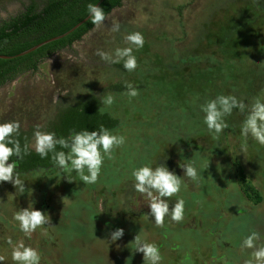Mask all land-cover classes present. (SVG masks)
<instances>
[{"label": "rangeland", "instance_id": "374dc122", "mask_svg": "<svg viewBox=\"0 0 264 264\" xmlns=\"http://www.w3.org/2000/svg\"><path fill=\"white\" fill-rule=\"evenodd\" d=\"M253 1L123 0L100 28L46 59L37 72L0 88V123L19 121L21 130L35 125L44 129L60 105H69L79 93H92L101 96L103 111L115 118L123 116L117 118L120 125L113 134L125 137L112 158H105L95 184L57 171L19 174L24 193L19 186L0 183V255L9 258L5 264H11L9 237L36 248L41 264H144L143 254L133 247L136 235L160 246L161 264H245L252 250L242 249V240L255 231L264 243V146L249 136L247 151L241 153L243 117L233 110L232 116L224 117L229 127L217 136L204 125L200 106L218 95L231 94L245 102L264 99L263 14L252 30L255 42L230 50V57L240 61H223L220 68L207 66L193 72L192 68L205 65H181L165 71L166 76L155 74L175 59L212 54L209 38L216 40L225 20ZM27 3L0 0V21L16 15ZM254 13L260 16L251 10L243 19ZM114 21L120 24L119 33L111 32ZM132 31L141 32L145 40L134 53V72L95 55L98 49L127 46L123 36ZM218 53L215 50V60L220 61ZM145 72L152 81L141 82L138 95L130 98L125 83L137 86ZM115 85L123 89L111 88ZM107 96L114 97L112 105L106 103ZM162 163L179 176L183 171L178 165L192 163L199 179L183 178L178 197L185 201L184 219L166 220L157 227L145 215L147 200L132 191L131 171ZM238 170L257 190L258 203L244 197L235 176ZM34 201L37 209L48 211L50 223L25 238L13 214ZM118 227L124 229V236L113 243L111 234Z\"/></svg>", "mask_w": 264, "mask_h": 264}, {"label": "clouds", "instance_id": "9594fccd", "mask_svg": "<svg viewBox=\"0 0 264 264\" xmlns=\"http://www.w3.org/2000/svg\"><path fill=\"white\" fill-rule=\"evenodd\" d=\"M89 22L94 29H98L106 20L104 9L97 4L87 6ZM112 33L120 32V24L113 23ZM123 39L127 46L116 47L111 51L98 49L95 55L102 61L111 65H121L125 71L132 73L137 69V57L134 54L143 48L145 40L141 32L132 31L124 34ZM127 95L132 98L138 95V87L131 82H126ZM106 103H114L113 96L106 97ZM236 110L243 118L239 127V136L244 143H240L239 151H247L249 136L255 143L264 146V99L256 98L251 102H245L234 95H218L200 106L203 113V123L209 133L221 134L229 127L224 117H230ZM34 152L43 158L48 152L54 151L58 145L61 149L55 152L53 157L55 165L64 173L75 172L85 184H95L101 174L105 158L111 159L115 149L125 144L123 135L113 134L104 126L89 131H70L67 136H59L53 131H43L40 125H35L30 138L25 137ZM21 150V124L19 121L0 123V183L9 182L19 191L24 193V182L16 172L17 161L13 159L19 156ZM66 150V151H65ZM27 154V147L25 148ZM11 159V162H9ZM183 171L179 176L170 170L166 163L145 164L131 171V188L135 193L141 194L147 200L148 216L157 227H163L166 220L181 222L184 219L185 201L178 197L181 192L184 177L195 182L199 179L197 168L192 163L178 165ZM176 197L175 201L172 198ZM33 203L27 207L19 208L13 214V220L17 223L19 231L25 238H30L34 232L50 223L48 211L37 209ZM171 205V207H170ZM123 228H116L111 234V241L122 239ZM260 234L253 231L247 235L241 243L242 249H251L250 258L245 264H264V243L260 242ZM6 243L11 248V264H41V253L34 247L26 245L24 240L14 242L11 237ZM119 247V245H117ZM135 252L143 254L144 264H161L163 259L160 246L149 242L140 235L133 240ZM9 258L0 255V264H5Z\"/></svg>", "mask_w": 264, "mask_h": 264}, {"label": "trees", "instance_id": "16d2710c", "mask_svg": "<svg viewBox=\"0 0 264 264\" xmlns=\"http://www.w3.org/2000/svg\"><path fill=\"white\" fill-rule=\"evenodd\" d=\"M123 0H28L23 9L14 16L0 21V56L11 57L9 59H0V88L9 82L14 81L23 74L29 72H37L40 65L52 57L54 54L71 47L74 43L80 41L87 33L93 29V25L89 19L80 25L73 32L65 37L45 44L35 51L21 57H17L20 53L31 49L32 47L45 42L54 37L61 36L71 30L74 26L83 21L87 16V6L89 4H97L102 7L106 13V17L110 13L121 7ZM264 1V0H263ZM252 6L244 7L237 14L230 16L225 20V24L220 26L219 36L215 40L209 38V42L213 47L212 54L204 56L185 57L182 60L175 59V62L162 66L161 73L155 74V77L166 76L165 71L177 70L181 65H202L205 67L195 69L199 71L205 70L207 66L214 69L223 64V61L232 62L238 59L230 57V50L234 47L241 48L244 43L253 44L255 42L252 34L255 23L261 15L264 17V2L257 5L255 2ZM181 9V7L179 8ZM253 11L260 13V16H248L245 12ZM242 15V16H241ZM231 25V26H230ZM215 50L219 52L222 59L215 60ZM240 50V49H238ZM240 61V59H238ZM210 63L213 65H210ZM116 67L122 66L116 65ZM190 72V73H191ZM173 74V73H172ZM141 75V74H140ZM145 72V78L139 77V85L141 82L152 81V76L148 77ZM183 77V76H182ZM176 80V78H173ZM155 81V80H154ZM122 85H115L111 88H121ZM103 101L100 95L92 93H79L72 99L68 105H60L56 110L54 117L42 129L43 131H53L57 134V138L61 135L67 136L70 131L95 130L101 125L108 128L114 133L120 125L117 118L123 120V116L113 117L103 111ZM34 127L27 130H21V150L19 156L13 157L17 161L16 172L25 175L31 172L48 171L50 174L54 172L64 173L56 165L53 159L55 152L61 149L57 145L54 151L48 152L43 158L34 152L30 147V143L25 137L30 138ZM27 147V154L25 148ZM66 151V150H65ZM11 162V159L10 161ZM56 172V173H57ZM76 174L75 172H72ZM76 176V175H75ZM238 186L246 199L255 203L260 201L257 190L246 180L245 174L241 170L235 175ZM43 207V206H42Z\"/></svg>", "mask_w": 264, "mask_h": 264}, {"label": "water", "instance_id": "95a60500", "mask_svg": "<svg viewBox=\"0 0 264 264\" xmlns=\"http://www.w3.org/2000/svg\"><path fill=\"white\" fill-rule=\"evenodd\" d=\"M99 4H100V2L97 3L98 6H99ZM88 19H89V18H88V16H87L83 21H81L79 24H77L76 26H74V27H73L71 30H69L67 33H65V34H63V35H61V36H58V37H54V38H52V39H49V40H47V41H45V42H42V43H40V44H38V45L32 47L31 49H29V50H27V51H24V52L20 53L19 55H17V57H21V56H24V55H26V54H29V53L35 51L36 49H38L39 47L45 45V44H48V43H50V42H53V41H56V40H59V39L65 37V36L68 35L69 33L73 32L75 29H77V28H78L80 25H82L84 22H86ZM9 58H11V57L0 56V59H9Z\"/></svg>", "mask_w": 264, "mask_h": 264}, {"label": "flooded vegetation", "instance_id": "af4514ba", "mask_svg": "<svg viewBox=\"0 0 264 264\" xmlns=\"http://www.w3.org/2000/svg\"><path fill=\"white\" fill-rule=\"evenodd\" d=\"M109 211H110V210H109ZM106 214L108 215V214H110V213L107 212Z\"/></svg>", "mask_w": 264, "mask_h": 264}]
</instances>
